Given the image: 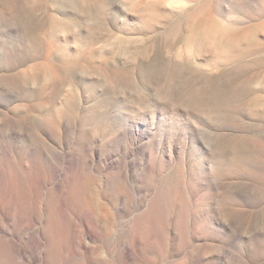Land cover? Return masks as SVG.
Wrapping results in <instances>:
<instances>
[{
    "label": "rangeland",
    "instance_id": "374dc122",
    "mask_svg": "<svg viewBox=\"0 0 264 264\" xmlns=\"http://www.w3.org/2000/svg\"><path fill=\"white\" fill-rule=\"evenodd\" d=\"M1 1L7 7L10 4L19 8L31 3L34 8L30 14L32 18L27 15V22L18 29L8 27L9 24L13 27V22L0 26V79L9 83L8 89L13 85L16 88L10 92L0 90V221L17 231L21 254L35 253V238L41 240L43 247L47 245L41 233L28 231L23 225L34 220L32 214L41 205V200L50 201V194H53L63 200V205L55 210L48 206L41 208V220L32 227L43 229L54 217L60 240H71L77 249L82 245L89 248H83L84 254L71 257L69 263L63 251L65 248H58L61 264H97L90 251L98 250V260L105 261L108 248L121 253L123 240L130 239H133L134 256L143 259L145 255L154 264H228L231 261L229 264H264V163L260 167L248 166L252 176L237 171L238 174H232L229 168L234 156L231 151L237 145L241 146L235 150L238 159L246 157L244 151L249 148L240 143L247 140L253 142L250 145L252 155L263 161L264 117L259 113V122L257 116L252 119L251 113L247 116L239 110H216L217 106L219 109L225 104V108L231 104L237 106V102L248 101L261 93L264 54L259 49L264 41L257 40L254 48L258 49L236 61L246 70L245 74L237 76L235 73L233 80L226 79L219 87L215 83L217 87L207 89L206 96L200 97L204 77L198 73L190 54L191 33L186 24L192 11L191 4L184 8L179 0L178 3L177 0ZM146 1L155 3L153 8L163 11L160 23L149 32L146 31L149 29H135L136 25L129 21L134 13L132 4ZM226 1L218 0L217 7H208L196 17L202 21L223 18L225 24L233 22L235 15L241 13ZM255 1L250 0L252 10L257 6ZM176 5L179 6L176 8ZM263 15L264 10H259L254 21H248L245 26L233 24L252 30L264 24ZM257 32L259 37L264 34ZM63 47L69 51L78 48L83 56H80V63L64 59ZM33 68L40 71L39 81L34 82L29 77ZM166 69L173 72L167 73ZM146 71H154L152 79L156 82L158 78L160 83L148 85ZM167 74L176 77L178 83L185 82L184 87H191L188 89L197 94L195 99L199 102L188 107L190 104L186 100L168 97L166 82L170 77ZM241 80H248L244 90L233 91ZM66 101L70 102V107L67 110L61 105L63 118L60 120L56 108ZM9 118L17 121V134L7 130ZM218 148L221 152L215 156ZM258 178L261 184L256 181ZM82 196L90 203H103L114 214L113 229L117 231L108 235L105 244L101 239L106 232L96 225L90 209L84 208L87 218L78 210L76 198ZM168 209L176 218L173 222L163 218ZM90 221L95 226L92 236H89L91 231L85 233ZM135 224H142L143 229L150 228L153 233L146 236L143 250L137 244L140 235L132 232ZM155 234L161 243L157 257L146 249ZM167 234L169 236L164 238H168L164 239ZM6 246L10 247L9 244ZM140 251L144 252L141 254ZM1 252L3 254V250ZM0 261V264H11L5 255H1ZM115 264L131 263L123 259L122 263L116 261Z\"/></svg>",
    "mask_w": 264,
    "mask_h": 264
},
{
    "label": "bare ground",
    "instance_id": "6f19581e",
    "mask_svg": "<svg viewBox=\"0 0 264 264\" xmlns=\"http://www.w3.org/2000/svg\"><path fill=\"white\" fill-rule=\"evenodd\" d=\"M101 1V0H100ZM123 1V0H121ZM155 1V0H154ZM158 1V0H157ZM166 1V0H165ZM170 1V0H169ZM172 1V0H171ZM218 0H179V2L181 3V5L184 7L186 4H191L192 6V11L190 12L189 14V17L187 18L185 16V10L183 8V12L185 13L184 16L187 18V30L191 33V45H190V54L192 55V58H193V61H194V65L197 67V69L199 70V74L201 77H204V82H203V85L201 86L202 87V91H200V97H205L206 96V90L211 88V87H214L215 83L218 84V87L219 85L222 84L223 81H227L226 79L228 80H233L234 78V75L236 73V75H240V74H245L246 73V70L244 69H241L242 66L240 64H238L236 61L238 59H240L244 54H248V53H251L253 51H256L258 49L254 48L255 47V44L257 43L256 41L260 40V41H264V34L261 35L259 37L260 34H258L257 31H263L264 32V24L262 25H259L257 28H254L252 30H249V28H240L238 27L237 25L235 26V24H238V25H241V26H245L246 23H248V21H254V15L257 11L259 10H264V0H257L256 4L257 6L255 7V9H250L249 7L251 6L250 5V0H228L226 1V3L228 2V4H230L235 11L237 12H240L241 15L236 16V19H233V22L231 23H227L225 24V22H223V18L220 20L219 18H215L214 20H209V21H202L200 19H198L196 17V14L201 12L202 10L210 7L212 9H214L215 7H217L219 5V3L217 2ZM99 2V1H98ZM105 2V1H104ZM161 2V1H160ZM168 2V1H167ZM174 2V1H172ZM2 1L0 0V26H4L5 23L7 22H13V27H12V24H9L8 27L9 28H13V30L15 29H18L19 26H23L25 21L27 22V15L30 16L31 14V11L32 9L34 10V8H31L33 7L32 4L30 3V6H29V3H27L28 5H23L19 8L16 7V5H10L9 4V7L5 6V5H2L1 4ZM85 3V2H84ZM159 3V2H158ZM169 3V2H168ZM176 3V1H175ZM177 3H178V0H177ZM104 4V3H103ZM167 4V3H166ZM172 4V3H170ZM174 4V3H173ZM20 5V4H18ZM36 5V4H35ZM164 5V3L162 2V5H160L161 7ZM228 5V6H230ZM153 6H155V3H152L151 1H146V2H143V3H139V2H136L134 4H132V7L134 9L133 10V14L131 15L129 21H131L132 25L135 24L136 28H142V29H149V30H146V31H150L152 29H154L156 26H158V24L160 23V16H162L161 12H163L161 10L158 11L155 9V7L153 8ZM168 6H170L168 4ZM177 6L179 5H176V8ZM255 6V5H254ZM253 6V7H254ZM16 7V8H15ZM167 7V5H166ZM165 7V8H166ZM172 7V6H171ZM231 7V8H232ZM164 8V7H163ZM170 9V7H168ZM179 8V7H178ZM37 9V8H36ZM181 9V8H180ZM177 11H179L178 9H176ZM189 10V9H188ZM224 10V9H222ZM221 10V11H222ZM187 11V10H186ZM234 11V12H235ZM174 12V10L172 11ZM226 12V10H225ZM233 12V11H231ZM224 13V12H223ZM263 13V12H262ZM227 14V12L225 13ZM33 15V13H32ZM130 15V14H129ZM166 15V14H165ZM183 16V14H181ZM218 15V14H217ZM216 16V15H215ZM225 16V15H224ZM264 16V15H263ZM128 17V16H127ZM168 18V16H166ZM166 17L164 19V21H166ZM32 18V17H31ZM160 18V19H159ZM171 18H174V15L172 16L171 15ZM177 18V17H175ZM180 18V16H179ZM178 18V19H179ZM27 19V20H26ZM55 19V18H53ZM126 19V18H125ZM177 19V20H178ZM225 19V18H224ZM173 20V19H172ZM231 20V19H230ZM163 21V19H162ZM179 21V20H178ZM225 21H229L228 20H225ZM256 22V21H255ZM261 22V21H260ZM259 22V23H260ZM169 23V22H168ZM175 23V21H174ZM179 23H181L182 25V22L180 21ZM235 23V24H233ZM252 23V22H251ZM254 23V22H253ZM164 24V23H163ZM172 24V23H171ZM55 25V23H54ZM53 25V26H54ZM130 25V26H132ZM165 25V24H164ZM167 25V24H166ZM170 25V24H169ZM175 25V24H173ZM253 25V24H252ZM58 26V25H57ZM254 27V26H253ZM15 28V29H14ZM54 28V27H53ZM134 28V27H133ZM169 28V27H168ZM63 29V27H62ZM158 29V28H157ZM21 30V28H20ZM55 29H53V31H55ZM59 30V29H58ZM162 30V29H161ZM171 30V29H170ZM180 30V29H179ZM10 31V30H9ZM64 31V30H63ZM144 31V30H142ZM155 31V30H154ZM159 31V30H158ZM174 31V30H173ZM136 32V31H135ZM186 32V31H185ZM7 33V32H6ZM12 33V32H11ZM55 33V32H54ZM130 33V32H129ZM134 33V32H133ZM153 33V32H152ZM151 33V35H152ZM52 34V33H51ZM50 34V35H51ZM154 34V33H153ZM133 35V34H132ZM145 35V34H144ZM149 34V36H151ZM189 35V34H188ZM1 37V35H0ZM56 37V36H55ZM63 37V36H62ZM52 38H54V35L52 34ZM64 38V37H63ZM62 38V39H63ZM67 37H65L66 39ZM55 39V38H54ZM65 39H63V42H65ZM75 39V38H73ZM171 39V38H170ZM188 39V38H187ZM168 40V39H167ZM60 41V40H59ZM151 41V40H150ZM188 41V40H186ZM58 42V41H57ZM67 42V40H66ZM74 42V41H73ZM61 43V42H60ZM190 43V42H189ZM56 44V43H55ZM58 44V43H57ZM62 44H66V43H62ZM262 47L259 49V51L262 52V54H264V42H262ZM60 45V44H59ZM61 46V45H60ZM64 46V45H63ZM189 46V45H188ZM259 46V42H258V45ZM59 47V46H58ZM66 47V46H64ZM63 47V48H64ZM80 48V46H78ZM149 47V46H148ZM62 48V47H61ZM59 49V48H58ZM57 49V50H58ZM75 49V48H74ZM71 50V48H70ZM56 51V50H55ZM61 51V50H59ZM2 50L0 48V54H1ZM62 57L66 60H70V62H73V63H76L78 62L79 60H81L80 56H82L79 52H81L80 50H77L75 49L74 51H69L67 50L66 48H64L62 50ZM131 52V51H130ZM4 53V52H3ZM61 53V52H60ZM84 53V52H83ZM189 53V51H188ZM187 53V54H188ZM28 54V53H27ZM260 54V53H259ZM86 55V53H85ZM134 55V53H133ZM257 55V54H256ZM255 55V56H256ZM135 56V55H134ZM250 56V55H249ZM83 57V56H82ZM129 57V55H128ZM182 57V56H181ZM188 58V57H187ZM245 58V57H244ZM259 58V57H257ZM263 58V56H262ZM63 59V60H64ZM85 59V58H84ZM132 59V58H131ZM185 59V57H184ZM242 59V58H241ZM240 59V60H241ZM250 59V58H249ZM255 59V58H254ZM253 60V59H252ZM67 61V62H68ZM188 61V59H187ZM65 62V60H64ZM86 62V61H85ZM181 62H182V59H181ZM190 62V61H188ZM241 62V61H240ZM239 62V63H240ZM257 62V61H256ZM66 63V62H65ZM80 63V62H78ZM180 63V61L178 62V64ZM255 63V62H254ZM46 64H48L46 62ZM64 64V63H61V65ZM69 64V62L67 63V65ZM243 64V63H242ZM251 64V63H249ZM49 65V64H48ZM60 65V64H59ZM60 65V66H61ZM70 65V64H69ZM173 65V64H172ZM184 65V64H183ZM59 66V67H60ZM66 66V64H65ZM174 66V65H173ZM190 66V65H189ZM200 66V67H199ZM202 66V67H201ZM254 66V65H253ZM50 67V66H49ZM81 67V66H80ZM204 67V68H203ZM246 67V66H245ZM251 67V66H250ZM264 67V66H263ZM62 67H60L61 69ZM82 68V67H81ZM195 68V67H194ZM193 68V69H194ZM41 69V68H40ZM39 69V70H40ZM182 69V68H180ZM185 69V68H184ZM49 70V69H48ZM63 70V69H62ZM51 71V69H50ZM55 71V70H54ZM131 71V70H130ZM179 71V70H178ZM184 71V70H183ZM182 71V72H183ZM40 72V71H39ZM39 72H38V69L37 68H33L32 69V73L29 74V77L32 81H36L39 78ZM53 72V70H52ZM149 76L147 77V83L148 85L152 86L153 84H155L157 81H158V78H157V81L154 82L153 79H152V75L155 74L154 71L152 72H149V71H146ZM166 72L169 73V72H173V71H170L169 69H166ZM250 72V71H249ZM47 73V72H46ZM160 73V72H159ZM181 73V72H180ZM195 73V72H194ZM261 73V71H260ZM259 73V74H260ZM172 74V73H171ZM262 74V73H261ZM52 75V74H51ZM105 75V74H104ZM125 75V74H124ZM160 75V74H158ZM168 75V74H167ZM173 75V74H172ZM191 75V74H190ZM229 75V77H227ZM232 77H231V76ZM256 76V75H255ZM264 76V75H263ZM262 76V77H263ZM106 77V76H105ZM128 75L124 76V79L125 81L128 80ZM168 77H170L169 81L166 82V85H167V89H168V97H170L171 99H174V98H179V99H184L187 101V103H189L190 105H187L188 107L189 106H195V101L197 102V97H195V93H191L190 92V89L188 88H191L189 86H185L184 87V84L181 82V83H178L177 80H176V77H172L170 75H168ZM184 77V76H183ZM51 78H53L51 76ZM238 78V77H237ZM66 79V78H65ZM165 79V77H164ZM260 79V78H259ZM39 81V80H38ZM187 81V80H186ZM202 81V80H201ZM262 81V80H261ZM260 81V83H261ZM112 82V81H111ZM159 82V81H158ZM195 82V80H194ZM235 82V81H234ZM248 82V80H241V83L240 84H235L234 88H233V91L236 90L237 88L238 89H242L244 90V87H245V84ZM160 83V82H159ZM158 83V84H159ZM191 83V82H190ZM197 83V82H196ZM263 83V82H262ZM264 84V83H263ZM262 84V86L264 87V85ZM196 85V84H195ZM250 85V84H249ZM7 86H9V83L8 82H4L3 80L0 79V90L1 91H6V92H10V91H16V88H12L11 89H8ZM147 86V85H146ZM159 86V85H158ZM216 86V85H215ZM252 86V85H251ZM260 86V85H259ZM15 87V86H14ZM115 87V86H114ZM194 87V86H193ZM217 87V86H216ZM254 87V86H253ZM253 87H248L250 89H252ZM256 89H257V86L255 85ZM152 89V88H151ZM193 89V88H192ZM214 89V88H213ZM219 89V88H218ZM217 89V90H218ZM232 89V88H231ZM247 89V87H246ZM255 89V88H254ZM198 90V89H197ZM196 90V91H197ZM249 90V89H248ZM258 90V89H257ZM256 90V91H257ZM262 90V89H261ZM166 91V90H165ZM184 91L183 94H181L180 92ZM231 91V90H230ZM239 91V90H238ZM255 92V90H253ZM76 92V91H75ZM164 92V91H163ZM162 92V93H163ZM245 92V91H244ZM249 92L251 93L252 91L249 90ZM261 93H259V95H256L252 98H249L248 101H243V102H237V106H234L233 104L226 106L223 105L222 107H219V109L216 107V110H227V111H242V113L244 112L245 114H250L251 113V116H252V119L254 116H257L258 120L260 119V117H258V114L260 113L262 117H264V88L262 91H260ZM2 93V92H1ZM209 94V92L207 93ZM221 94V93H219ZM225 95V94H224ZM219 96V95H218ZM236 96V95H235ZM162 97H165V96H162ZM223 97V96H222ZM225 97V96H224ZM218 98V97H217ZM220 98L219 97V101H220ZM227 98V97H226ZM225 98V99H226ZM241 98V97H240ZM166 99V98H165ZM210 99V98H209ZM224 99V100H225ZM233 99V98H232ZM247 99V98H246ZM175 101V100H174ZM213 101V100H212ZM199 102V100H198ZM197 102V103H198ZM221 102V101H220ZM227 102V101H226ZM69 103L68 101H66V103H61L57 108V113L59 114L60 116V120H62L63 118V110L61 108V105L64 109H69ZM171 103V102H170ZM212 103V102H211ZM200 105V104H198ZM197 105V106H198ZM180 107V106H179ZM203 107V106H202ZM176 108V107H175ZM178 108V107H177ZM176 108V109H177ZM183 108V107H182ZM185 108V107H184ZM200 108V107H199ZM183 110V109H180V111ZM179 111V109H178ZM183 112V111H181ZM187 113V112H186ZM196 113V112H195ZM235 113V112H234ZM183 114V113H182ZM220 114V113H219ZM239 115V113H237ZM245 114H242V115H245ZM253 114V115H252ZM197 115V114H196ZM194 115V116H196ZM221 115V114H220ZM237 115V116H238ZM48 116V115H47ZM199 116V115H198ZM219 116V115H218ZM223 116V115H222ZM234 116V115H233ZM247 116H246V120H247ZM250 116V115H249ZM221 117V116H219ZM219 117H217L219 119ZM236 117V116H235ZM243 117V116H242ZM237 118V117H236ZM234 118V119H236ZM239 118V116H238ZM257 118H255L257 120ZM200 119V118H198ZM233 119V118H232ZM245 119V118H244ZM201 120H204V119H201ZM251 120V118H250ZM254 120V119H253ZM219 121V120H218ZM242 121V120H241ZM259 122H261V120H259ZM16 123L17 121L14 119V118H9L7 119V124H6V127H7V130L8 132L10 133H13V134H17L18 133V129L16 127ZM57 123V121H56ZM59 123V122H58ZM208 123V122H207ZM62 124V123H61ZM169 125V124H168ZM182 125V124H181ZM212 125V124H210ZM232 125V123H231ZM225 126V124L223 125V127ZM228 126V125H227ZM238 126V125H237ZM195 129V127L193 128ZM215 129V128H214ZM229 129H230V126H229ZM235 129V127H234ZM196 130V129H195ZM216 130V129H215ZM227 130V129H226ZM232 130V128L230 129ZM264 130V129H263ZM197 131V130H196ZM218 131V130H217ZM233 131V130H232ZM239 131V130H238ZM222 132V131H221ZM230 132V131H229ZM247 132V131H246ZM224 133V132H223ZM236 134V132H235ZM234 134V136H235ZM243 134V133H242ZM250 134V133H249ZM262 135V134H261ZM259 135V137L261 136ZM263 135H264V132H263ZM262 135V136H263ZM261 136V137H262ZM217 139V138H216ZM238 141V140H237ZM212 144V143H211ZM241 145H243L244 147L248 146L249 148V151L246 149L244 152L246 153V157L242 160V159H238V156H237V152H235V150L237 149V147H240V145H237L232 151V155L233 156V160L230 162V171L232 172V174H238L237 172H242L244 173V175L246 176H252L253 173L252 171L248 168V166H256V167H260L263 163H264V158H263V161L261 159H258L257 156H253L252 155V152L250 151V145H253V142L247 140V141H243L240 143ZM170 146V145H168ZM174 147V146H173ZM170 150V149H169ZM177 150V149H176ZM172 151V150H171ZM237 151V150H236ZM221 152V149L218 148L216 150V153H215V156L216 155H219ZM44 153V151H42V154ZM261 154V153H260ZM211 155V154H210ZM208 155V156H210ZM228 156V155H227ZM259 156V155H258ZM211 157V156H210ZM221 157V155H220ZM219 157V158H220ZM229 157V156H228ZM227 157V158H228ZM231 157V156H230ZM240 157V156H239ZM264 157V156H263ZM215 160V159H214ZM229 160V158L227 159ZM218 161V160H217ZM211 162V161H210ZM201 163V162H200ZM237 163L239 165H237ZM218 164V163H217ZM216 164V165H217ZM209 165V164H208ZM264 165V164H263ZM185 166V165H184ZM210 166V165H209ZM208 166V168H209ZM197 167V166H196ZM182 168V167H181ZM228 168V169H229ZM176 169V168H175ZM259 169V168H258ZM211 171V170H210ZM237 171V172H235ZM156 172V171H155ZM262 172V171H261ZM258 173V171L256 172ZM209 174H211L209 172ZM213 174V173H212ZM211 174V175H212ZM260 177L262 174H260ZM30 176V175H29ZM219 176V175H218ZM245 176V178H246ZM264 176V175H263ZM31 177V176H30ZM184 177V176H183ZM208 177V176H207ZM235 177V176H234ZM211 178V177H210ZM242 178V177H241ZM172 179V178H171ZM217 179V178H216ZM221 179V178H219ZM218 179V180H219ZM249 179V178H248ZM247 179V181H248ZM55 180V179H54ZM116 180V178H115ZM209 180V179H208ZM229 180V179H228ZM234 180V179H233ZM237 180V178H236ZM258 180V181H257ZM261 180V179H260ZM259 178L256 179L257 182L260 181ZM263 180V179H262ZM31 181V180H30ZM87 181V180H86ZM243 181V180H241ZM38 182V181H37ZM36 182V183H37ZM42 182V181H41ZM51 182V181H50ZM113 181H111L112 183ZM253 182V181H251ZM264 183V180L262 181ZM43 183V182H42ZM45 184H47L46 182H44ZM53 183V182H52ZM110 183V184H111ZM114 183V182H113ZM112 183V184H113ZM167 183V182H166ZM170 184V182H168ZM256 183V182H255ZM260 183V182H259ZM262 183V184H263ZM54 184V183H53ZM58 184V183H57ZM61 184V183H60ZM261 184V183H260ZM37 185H39L37 183ZM44 185V184H43ZM49 185V184H48ZM51 185V184H50ZM85 185V184H84ZM217 186V184H215ZM60 186V185H59ZM114 186V185H113ZM112 186V187H113ZM181 186H184L183 184ZM260 186V185H259ZM262 186V185H261ZM264 186V185H263ZM85 187V186H84ZM111 187V186H110ZM111 187V188H112ZM180 187V186H178ZM215 187V186H214ZM248 187V186H247ZM18 188V187H17ZM39 188V187H38ZM260 188V187H259ZM112 190V189H111ZM28 191V190H27ZM115 191V190H114ZM263 191V190H262ZM29 192V191H28ZM61 192V190L59 191ZM95 192V191H94ZM30 193V192H29ZM88 193V192H87ZM115 193V192H114ZM37 194V193H35ZM92 194V193H91ZM103 194V193H102ZM229 194V193H228ZM227 194V195H228ZM66 197L69 196V193L67 192L66 194ZM94 195V194H93ZM252 195V194H251ZM256 195V194H255ZM31 196V194H30ZM33 196V195H32ZM110 195H108L109 197ZM187 195H185L186 197ZM226 196V195H225ZM262 196V195H260ZM35 197V196H33ZM59 197V196H58ZM57 196L55 195H51L50 194V201L47 200L41 203V205L38 206V208L36 209V211H34V213L32 214V216L34 217V220L30 223H26L24 224L23 226L27 228L28 231H37L38 233H41L43 235V238L44 240L46 241V244L45 247L42 246V242L39 238H35V240L33 241L34 244L36 245L35 247V253L34 254H31L29 256H23L20 252V250L18 249V241H17V231L14 230L13 227L11 226H4V224L0 221V258H1V255H5V256H8L9 257V262L11 264H61V260H60V253L58 251V248L60 247H64L65 250H63L65 253H66V257L68 258L67 261L68 263L71 261V257L73 256H82L84 254L83 252V248H85L86 250H89V248L87 246H84L82 245L80 249H77L74 247V245L72 244L71 240L67 239V240H60L59 238V228H58V225L56 224L55 222V219L54 217H51L49 220V223H47V226L43 229H36L34 227H32V225L34 223H37V222H40L41 220V217L39 215V212H40V209L41 208H47V206L52 209V210H55V209H58L61 205H63V200L59 197L58 198ZM161 197V196H160ZM184 197V201H186ZM251 196H249L248 198H250ZM254 197V195H253ZM258 197V196H257ZM229 198V197H228ZM34 199V198H33ZM108 199V198H107ZM116 199V198H115ZM227 199V197L225 198ZM259 199V198H258ZM92 200V199H91ZM113 200V199H112ZM157 200V199H156ZM172 200V199H171ZM219 200V198H218ZM228 200V199H227ZM226 200V201H227ZM254 200V198H253ZM252 200V201H253ZM34 201V200H33ZM32 201V202H33ZM76 205L78 207V210L81 212V215L86 217V214L84 212V208H87V209H90L91 211V214L93 216V219L96 223L97 226H100L106 233L104 234L103 238L101 239L102 243L105 244V242L108 240V235H112L115 231L117 230H114L113 229V226H114V214L113 212H110L106 206L101 203V202H95V203H90V201L87 200V198H85L84 196L82 197H78L76 198ZM104 201V200H103ZM173 201V200H172ZM112 202V201H111ZM34 203V202H33ZM172 203V202H171ZM174 203V202H173ZM218 203V202H217ZM215 203V204H217ZM255 203V202H254ZM159 204V203H158ZM260 204V202H259ZM112 205V204H111ZM258 205V204H257ZM29 206V205H28ZM33 206V205H32ZM37 206V205H36ZM148 206V205H147ZM165 206V205H163ZM261 206V205H260ZM259 206V207H260ZM167 207V206H166ZM228 207V206H227ZM258 207V206H257ZM158 209V208H157ZM165 209V208H164ZM257 209V208H256ZM260 209V208H259ZM257 209V210H259ZM155 210V209H154ZM161 210V209H159ZM33 212V211H31ZM30 212V213H31ZM221 213V212H220ZM65 214L66 216L68 215V213L65 211ZM164 217L163 218H166L167 219V222L168 221H172L175 217H174V213L172 210H167L165 211L164 213ZM228 214V213H227ZM28 215V214H27ZM30 216V215H29ZM159 216V215H158ZM230 216V215H229ZM177 217V216H176ZM191 218V217H190ZM219 218V217H218ZM25 219V218H24ZM53 219H54V222H53ZM176 219V218H175ZM174 219V221H175ZM1 220V219H0ZM23 220V219H22ZM52 220V221H51ZM25 221V220H24ZM162 221V220H161ZM166 221V220H165ZM163 222V221H162ZM166 222V223H167ZM173 222V221H172ZM169 224V223H168ZM225 225V224H224ZM74 226V224H72V227ZM91 226V228H90ZM168 226V225H167ZM173 226V225H172ZM138 227L137 229V232L135 230V228ZM166 227V226H165ZM95 226L94 224L92 223V221H90V225L89 224H86V227H85V233L86 234H89V236H92L94 235V229ZM170 228V227H169ZM228 228V227H227ZM150 229V228H149ZM148 228H142V224H135L134 226H132V232L135 234H139L140 237H138V241H137V244L139 243V245L142 247H140V250L142 249L143 250V246L144 244L146 243L147 241V238L146 236L147 235H152L153 233L149 230ZM173 229V228H172ZM230 229V228H229ZM170 230V229H169ZM166 232V231H165ZM189 234V233H188ZM259 234V233H258ZM118 234H116L115 236H117ZM232 237L233 234H230ZM257 235V234H256ZM165 236H169L168 234L167 235H164L163 238ZM251 236V234L249 235ZM258 237V236H256ZM256 237H250V238H255ZM262 237V236H261ZM115 238V237H114ZM168 237L164 238V239H167ZM234 239L236 238L233 237ZM239 238V237H238ZM237 238V239H238ZM249 238V239H250ZM149 239V238H148ZM153 242L151 243L150 247H147L146 249L149 248V253L153 256V257H157V255L159 254L160 252V246H161V243L159 242V237L157 234H155V236L153 237ZM233 239V240H234ZM241 239V237H240ZM246 239V238H245ZM259 239V238H258ZM243 240V239H242ZM114 243V239L112 240ZM245 241V240H244ZM251 241V240H250ZM253 241V239H252ZM165 242V240H164ZM239 242V241H237ZM242 242V241H241ZM9 244V246H6V244ZM168 243V242H166ZM240 243V242H239ZM243 243V242H242ZM164 244V243H163ZM250 244V242H249ZM252 244V242H251ZM165 245V244H164ZM241 245V244H240ZM3 246V248H2ZM133 239H130V240H123V244H122V249H121V253H116L113 249H107V256H108V259L105 260V261H101V260H98V256H97V252H99L98 250H92L90 251V256L92 257H95L96 258V263L97 264H115L116 261L118 262H121L123 261V259H128L130 261L131 264H154V263H151V258H145V255H144V258L143 259H138L134 256V247H133ZM149 246V245H147ZM167 246V244H166ZM182 246V245H181ZM104 248V247H103ZM102 248V250H103ZM139 248V247H138ZM165 248V247H164ZM167 248V247H166ZM165 248V249H166ZM238 248V247H236ZM240 248V246H239ZM243 248V247H242ZM250 248H251V245H250ZM5 249V251H4ZM246 249V248H245ZM1 250H3V254H1ZM102 250L100 252H102ZM168 250V249H167ZM225 250V249H224ZM229 250V249H228ZM251 250V249H250ZM253 250V249H252ZM262 250V248H261ZM147 251V250H146ZM230 251V250H229ZM237 251V249H236ZM239 251V249H238ZM242 251V250H241ZM248 251V250H247ZM264 251V250H263ZM262 251V252H263ZM142 251H140L141 253ZM144 252V251H143ZM142 252V253H143ZM166 252V251H165ZM221 252V251H220ZM231 252H233L231 250ZM246 252V251H245ZM251 252V251H250ZM253 252V251H252ZM251 252V253H252ZM139 253V252H138ZM137 253V254H138ZM139 253V254H140ZM141 253V254H142ZM147 253V254H149ZM164 253V252H163ZM228 253V252H227ZM234 253V252H233ZM231 254L234 255V254ZM239 253V252H238ZM247 253V252H246ZM250 253V254H251ZM254 253V252H253ZM104 254V253H103ZM140 254V255H141ZM215 254V253H214ZM220 253H218V256H219ZM222 254V252H221ZM220 254V255H221ZM226 254V253H225ZM240 254V253H239ZM242 254V253H241ZM256 254V253H255ZM263 254V253H262ZM228 254H226L227 256ZM248 255V254H247ZM161 256V255H160ZM217 256V255H216ZM225 256V255H224ZM226 256L224 258H226ZM238 256V255H237ZM252 256V255H251ZM249 256V257H251ZM257 256V255H256ZM140 257V256H139ZM209 257V256H208ZM212 257V256H211ZM228 259H229V256H227ZM244 257H245V254H244ZM259 257V256H257ZM162 258V257H161ZM164 258V257H163ZM206 258V257H205ZM223 258V257H222ZM165 259V258H164ZM218 259V258H217ZM228 259H226L228 261ZM232 259V258H231ZM252 261L253 258H251ZM162 260V259H161ZM225 260V261H226ZM236 260V259H235ZM202 261V260H201ZM209 261V260H208ZM231 261V260H230ZM250 261V260H249ZM1 262V261H0ZM125 262V261H124ZM232 262V261H231ZM229 262V263H231ZM263 262V261H262ZM228 263V264H229ZM259 263H261V261H259ZM160 264V263H159ZM227 264V263H226ZM234 264V263H233ZM256 264V263H255Z\"/></svg>",
    "mask_w": 264,
    "mask_h": 264
}]
</instances>
